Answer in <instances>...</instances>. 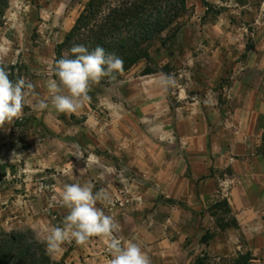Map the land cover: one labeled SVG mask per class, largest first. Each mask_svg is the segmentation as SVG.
Masks as SVG:
<instances>
[{"label": "rangeland", "instance_id": "1", "mask_svg": "<svg viewBox=\"0 0 264 264\" xmlns=\"http://www.w3.org/2000/svg\"><path fill=\"white\" fill-rule=\"evenodd\" d=\"M88 1L11 0L5 13L2 66L14 82L30 81L34 92L21 117L0 127V239L22 231L45 242L44 229L62 227L68 214L54 199L68 183L91 184L94 194L102 192L106 199L96 207L114 217L122 234L127 206L141 201L134 195L163 190L149 172H156L159 164L169 166L180 154L172 150L179 143L171 121L175 108L200 102L230 112L235 107L232 97L248 93L249 83L264 95V67L252 69L264 66V0H188L183 31L166 45L156 41L149 62L107 87L93 84L90 100L77 112L56 111L46 82L58 79L57 48ZM164 76H171L175 85H164ZM41 100L49 107L34 109ZM115 170L132 182H120ZM231 176L228 171L222 178ZM128 197L129 203L122 205ZM228 199L220 198L210 210L222 231L236 224ZM168 204L170 216L173 204ZM155 211L154 206L147 211L149 228L155 225L150 221ZM210 235L207 231L201 242ZM74 244L65 242L54 254L47 251L51 261L62 264L63 248ZM183 251L190 264H229L214 260L205 249L196 254L187 246ZM237 254L230 264H263L244 250Z\"/></svg>", "mask_w": 264, "mask_h": 264}, {"label": "crops", "instance_id": "2", "mask_svg": "<svg viewBox=\"0 0 264 264\" xmlns=\"http://www.w3.org/2000/svg\"><path fill=\"white\" fill-rule=\"evenodd\" d=\"M253 67L260 70L264 66ZM252 84L248 93L232 97L235 107L230 112L221 105L208 108L200 102H188L172 112L179 140L172 150L180 154L169 166L159 164L156 172H149L163 184V190L156 195L145 190L134 195L141 201L132 200L127 206L128 224L119 233L123 241L138 243L151 264H190L183 251L187 246L196 249V254L205 249L214 260L229 264L244 250L264 264V155L259 153L264 95L251 89ZM228 171L237 180L228 199L236 224L222 231L210 210L221 198L219 182ZM168 203L173 204L170 216ZM153 206L156 211L150 221L155 225L149 228L147 211ZM207 231L213 237L202 243ZM73 246L63 248L62 264H108L111 259L98 237Z\"/></svg>", "mask_w": 264, "mask_h": 264}, {"label": "clouds", "instance_id": "3", "mask_svg": "<svg viewBox=\"0 0 264 264\" xmlns=\"http://www.w3.org/2000/svg\"><path fill=\"white\" fill-rule=\"evenodd\" d=\"M75 58H60L55 62L54 74L58 79H49L46 87L51 106L60 113H75L90 100L88 95L93 84H99L102 78L110 81L123 72V59L115 53H107L97 46L89 52L83 45L70 49ZM166 86H174L171 76L162 77ZM34 85L18 78L10 79V73L0 60V127L21 117L29 97L33 95ZM43 110L49 107L45 100L32 106ZM88 164V161L86 162ZM57 202L68 210L63 226L46 227L44 241L50 254L61 249L65 242L84 244L92 237L100 238L111 255L108 264H151L150 257L141 246L132 241H122L116 234L120 224L111 215H106L96 207L100 199H106L102 192L93 193L91 184H65L59 192Z\"/></svg>", "mask_w": 264, "mask_h": 264}, {"label": "trees", "instance_id": "4", "mask_svg": "<svg viewBox=\"0 0 264 264\" xmlns=\"http://www.w3.org/2000/svg\"><path fill=\"white\" fill-rule=\"evenodd\" d=\"M10 1L0 0V27ZM188 11V0H89L58 46L57 60L74 59L76 54L70 49L75 45H83L89 52L99 46L106 54L115 53L123 59V72L114 81L102 78L100 84L107 87L140 63L149 62L156 41L166 45L175 39L184 29ZM259 153L264 155V133ZM0 264L55 263L47 253L46 243L32 232L13 231L0 239Z\"/></svg>", "mask_w": 264, "mask_h": 264}, {"label": "built area", "instance_id": "5", "mask_svg": "<svg viewBox=\"0 0 264 264\" xmlns=\"http://www.w3.org/2000/svg\"><path fill=\"white\" fill-rule=\"evenodd\" d=\"M115 173L117 174V176L120 178V182L128 185L132 182V178L126 176V174L122 171V170H115ZM237 180L235 177L231 176V177H224L220 180L219 182V187H218V193L219 195L222 197H229V190L231 188H233V186L236 184ZM129 192V191H128ZM130 197H128V199H126L124 202H122V205L129 203ZM119 238L122 239L121 235H119V233L116 234ZM123 241V239H122Z\"/></svg>", "mask_w": 264, "mask_h": 264}]
</instances>
